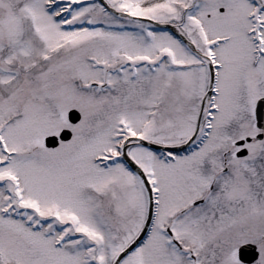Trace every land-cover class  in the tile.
<instances>
[{
    "label": "snow or ice",
    "instance_id": "snow-or-ice-1",
    "mask_svg": "<svg viewBox=\"0 0 264 264\" xmlns=\"http://www.w3.org/2000/svg\"><path fill=\"white\" fill-rule=\"evenodd\" d=\"M0 264H264V0H0Z\"/></svg>",
    "mask_w": 264,
    "mask_h": 264
}]
</instances>
